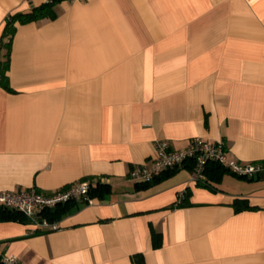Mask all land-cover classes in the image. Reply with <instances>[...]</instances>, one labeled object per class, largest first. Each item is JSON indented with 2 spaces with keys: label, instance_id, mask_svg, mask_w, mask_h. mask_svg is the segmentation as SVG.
I'll return each mask as SVG.
<instances>
[{
  "label": "crops",
  "instance_id": "0c3cea01",
  "mask_svg": "<svg viewBox=\"0 0 264 264\" xmlns=\"http://www.w3.org/2000/svg\"><path fill=\"white\" fill-rule=\"evenodd\" d=\"M47 1L0 0V191L98 189L57 231L0 221V254L264 264V176L224 173L207 187L187 167L130 176L161 140L222 142L230 161L264 163V0H57L53 17L16 23L7 56L9 17Z\"/></svg>",
  "mask_w": 264,
  "mask_h": 264
},
{
  "label": "built area",
  "instance_id": "2783aa9c",
  "mask_svg": "<svg viewBox=\"0 0 264 264\" xmlns=\"http://www.w3.org/2000/svg\"><path fill=\"white\" fill-rule=\"evenodd\" d=\"M52 1V0H48ZM78 1V0H72ZM3 72L0 68V85ZM210 162L220 164L230 173L246 179L264 176V163H239L230 161L222 142H210L193 138L189 144L174 150L166 140L157 141L155 156L149 164L136 167L130 173L132 179L140 183H149L160 174L174 169H180L191 164L190 182L194 185L209 186L205 174L206 165ZM92 187L91 181H78L69 186L43 192L35 188L21 192L0 191V208L22 214L35 232H51L60 229L59 221H48L43 212L53 210L69 202H81L88 198ZM184 198V192L179 193L177 203ZM3 264H19L15 256H2Z\"/></svg>",
  "mask_w": 264,
  "mask_h": 264
},
{
  "label": "trees",
  "instance_id": "16d2710c",
  "mask_svg": "<svg viewBox=\"0 0 264 264\" xmlns=\"http://www.w3.org/2000/svg\"><path fill=\"white\" fill-rule=\"evenodd\" d=\"M57 0H52V1H47L44 4L40 5V6H36V7H32L31 10L27 13H17L12 15L11 17H9L6 27H5V31L3 33V40H5V42L3 41V47H5L7 49V56L9 54V50H10V42L11 39L15 33L16 30V23H25V22H29L32 20H38L41 18H46V17H53V4L56 2ZM8 68V60L6 61V64L3 65V70ZM188 169H192L191 164H187L186 166ZM183 168V167H182ZM177 170V169H174ZM174 170H169L166 171L161 175H164L165 173H169L170 171H174ZM224 173H230L226 168H224L223 166H221L220 164L214 163V162H210L206 165L205 168V174L206 177L209 180H213V181H219L220 177L224 174ZM159 176H157L156 178H159ZM154 178V179H156ZM242 178V177H239ZM246 179V178H243ZM253 179H258V178H253ZM253 179H249V180H253ZM198 186H202V185H198ZM98 189L97 188H92L89 192L88 196H91L94 191ZM186 190L184 191V198L186 196ZM183 198V200H184ZM183 200L180 203H176V205H182ZM78 203V202H69L66 203L64 205L58 206L53 210H49L47 212H43L44 216L47 217L48 221L52 222V221H59V219L61 218V216L63 215V213L66 212V210L73 204ZM240 203L236 202L235 205H238ZM241 206L243 208H249V206L246 203H241ZM7 220H19V221H23L25 223H28V221L26 220V218L17 212H12V211H8V210H4L2 208H0V221H7ZM37 233H41V232H37ZM158 235H155L154 237H156ZM154 245L155 246H159V242L157 241V239L155 238L154 241ZM2 254H0V264H3L2 262Z\"/></svg>",
  "mask_w": 264,
  "mask_h": 264
}]
</instances>
